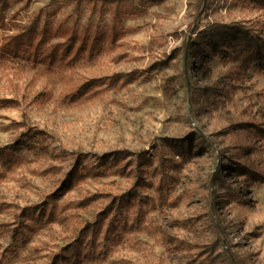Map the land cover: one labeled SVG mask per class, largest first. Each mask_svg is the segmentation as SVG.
Here are the masks:
<instances>
[{"label":"rangeland","instance_id":"obj_1","mask_svg":"<svg viewBox=\"0 0 264 264\" xmlns=\"http://www.w3.org/2000/svg\"><path fill=\"white\" fill-rule=\"evenodd\" d=\"M50 1L9 0L0 45L35 19L44 54L76 20L113 35L75 65L0 54V98L19 102L0 108V264H227L206 249L214 221L231 258L264 264V62L240 66L245 50L201 33L238 23L264 38V0H127L116 23L109 7L98 19L91 2L77 15ZM186 39L203 43L201 66H184ZM27 128L44 150L18 145ZM190 133L215 150L187 153ZM232 163L240 173L223 175Z\"/></svg>","mask_w":264,"mask_h":264},{"label":"trees","instance_id":"obj_2","mask_svg":"<svg viewBox=\"0 0 264 264\" xmlns=\"http://www.w3.org/2000/svg\"><path fill=\"white\" fill-rule=\"evenodd\" d=\"M9 0H0V29L4 27V9L7 7ZM18 2L26 1L28 3L30 0H15ZM63 1L66 4L72 5V10L79 15L81 10V5L83 3L91 2L92 5L89 8L90 17L97 16L98 19H103L105 16V7H109L112 14V21L114 23L118 22L125 12V3L127 0H51L49 5H54L56 2ZM164 0H136L137 6L142 7L144 5L160 3ZM131 11L136 10L133 7H130ZM77 20L74 21L73 25L69 30L68 38L63 42L56 44L51 47V50L47 54H44V46L48 43V32L49 28L47 24H44L41 29H38V20H33L24 30L20 31L17 34L6 37L0 45V54L8 58H16L31 63L42 62L46 65H52L54 61L60 60L66 65H75L81 60L90 61L94 56L100 52L102 43L111 37H104L103 33L98 30L91 31L89 27H84L80 32L77 30ZM114 29V26L112 27ZM204 34L205 43L210 46H222L229 45L233 48H241L246 52L241 57L240 66H247L256 62H264V38L256 36L253 34L252 30L247 28L244 25L235 23L231 25H225L220 23H215L207 26L204 30L201 31ZM184 48H186V57L184 59V66H188L189 55H193L195 58V63L198 66H201L203 56H204V46L203 43H197L195 40L188 41L187 39L184 42ZM244 52V51H243ZM131 72L129 74H118L107 80L106 85H115L116 82L120 79L125 83L132 79L135 75ZM183 80L186 81L187 78L184 76ZM94 84H89L83 87V91H88L91 86ZM196 89V88H195ZM192 88L191 93L195 91ZM19 102L15 99H3L0 98V108H17ZM20 126V125H18ZM47 139L46 133L39 131L34 128H27V131L23 133L18 140V145H23L27 149H38L44 150L45 144L44 141ZM186 142V151L187 153H197V152H208L210 150H215L213 141L207 138V136L200 133H190L185 140ZM181 148V147H180ZM5 150L0 149V155H5ZM220 156V152H218ZM104 162V160H103ZM223 175H228L230 173H240L241 167L238 163H232L228 165ZM78 175H85L80 170V167L77 165ZM220 168L217 165L216 172L211 176L212 184L216 185L221 183V178L219 174ZM209 194H212V191H209ZM210 205H212L210 203ZM218 204L214 202L210 206L211 216L212 210L214 207H217ZM212 220H214L212 218ZM214 231L216 232V239L208 247H206L209 257L211 260H215V250L217 247L222 248L221 254L217 259L224 260L227 264H242L237 256L231 258L226 251L225 246H228V243L223 241L222 230L219 229L218 224L214 221L213 223ZM222 229V228H221Z\"/></svg>","mask_w":264,"mask_h":264}]
</instances>
